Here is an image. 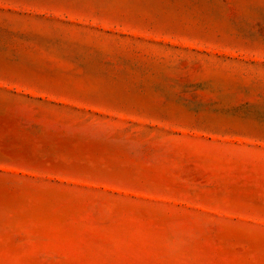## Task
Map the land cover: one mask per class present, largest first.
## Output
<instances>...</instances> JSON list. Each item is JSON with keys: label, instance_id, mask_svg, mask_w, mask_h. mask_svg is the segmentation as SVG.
Returning <instances> with one entry per match:
<instances>
[{"label": "rangeland", "instance_id": "rangeland-1", "mask_svg": "<svg viewBox=\"0 0 264 264\" xmlns=\"http://www.w3.org/2000/svg\"><path fill=\"white\" fill-rule=\"evenodd\" d=\"M0 264H264V0H0Z\"/></svg>", "mask_w": 264, "mask_h": 264}]
</instances>
